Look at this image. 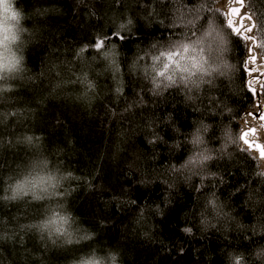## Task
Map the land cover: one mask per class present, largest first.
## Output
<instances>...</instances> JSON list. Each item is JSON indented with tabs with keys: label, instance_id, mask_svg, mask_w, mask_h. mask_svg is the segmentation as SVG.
I'll use <instances>...</instances> for the list:
<instances>
[{
	"label": "trees",
	"instance_id": "16d2710c",
	"mask_svg": "<svg viewBox=\"0 0 264 264\" xmlns=\"http://www.w3.org/2000/svg\"><path fill=\"white\" fill-rule=\"evenodd\" d=\"M40 2L52 6L27 12L21 27L28 30L21 32L18 40L7 44L0 42V62L6 55H30L35 48L48 42L49 35L53 36L51 43H57L51 25L60 21L52 18L62 16L63 11L57 0H36L37 4ZM17 3L19 6L21 0ZM63 3L69 16L60 25L65 32L59 40L65 43L68 38L75 39L78 31L86 32L89 27L101 23L103 29L115 28L125 19L124 12H106L99 22L81 29L82 20L78 22L71 14L68 0ZM226 5V0H221L220 7ZM123 6L132 20L125 29L129 35L135 33L137 25H143L152 34L162 29L171 35L167 39L155 35L141 40L131 54L106 45L81 62V71H89L112 83L118 79L127 80L142 89L141 97L136 95L135 88H129L132 96L122 100L125 105L131 102L135 113L128 112L123 117L132 122L127 125V131L120 129V136H114L116 121L105 113L104 105L83 117L64 107L48 114L40 105H37L39 111L31 109L37 98L43 99V90L32 84L30 77L34 71H29L26 63L20 72L0 73L3 76L0 85H21L20 91L0 92V196L8 197L0 199V207L13 208L8 213L11 215L9 222L14 223L17 230L22 226L23 232L28 234L32 252L45 253L43 264H61L58 257L63 258L62 264H87L95 260L110 264L109 254L120 250L127 231L121 228L132 214L124 203H131V199L145 205L160 201L163 207L162 197L174 205L164 218L156 219L159 227L155 235L160 242L139 247L138 242L130 241V246L136 248L134 264H235L237 257L242 258L241 264H264V182H260L259 188L258 178L247 183L239 168L229 170L227 160L221 161L219 151L222 141L237 134L225 123L229 117L222 115L224 107L231 99L238 105V117L248 114V119H257L264 112V84L245 87L239 97L231 94L225 97L224 80L228 69L215 46L214 32L218 26L208 22L199 0H124ZM233 11L231 9L234 19ZM145 29L140 27L139 31L145 32ZM49 59L41 57L44 64H48ZM29 60L36 63L32 55ZM117 64L124 65L123 73L117 69ZM252 67L249 65L247 71L241 68L242 86L246 80H264V76L252 71ZM111 87L112 84L107 85ZM254 87L257 95L253 93ZM28 88H32L31 98L24 95ZM107 88L102 86V94ZM65 93L66 90L57 89L50 99H59ZM64 98L68 99L66 94ZM21 105L25 106L23 113L17 112L5 122L9 109ZM117 119H120L119 109ZM49 129L53 132V147L46 143L47 138L35 136L36 130ZM136 135H142L137 138L139 144L134 142ZM6 136L12 138L10 144L5 143ZM143 136L154 140L151 148ZM69 141L74 142L72 147ZM122 148L125 149L123 153ZM62 149L65 150L64 158L84 178L80 182L64 180L63 186L54 187L67 171L66 165L61 163ZM213 153L217 158L206 159ZM113 159L118 162L113 163ZM217 172H222L226 178L223 183L214 175ZM96 173H100L109 186L120 187L123 191L124 184L127 185L128 192L123 195L128 199L117 201L121 204L120 212L115 203L111 204L110 212V202H96L95 196L85 195L86 185ZM50 178L54 179L50 181ZM137 179L143 187L133 186ZM242 181H245L243 186L240 185ZM69 183L84 185L78 189V195L74 194L73 200L67 194L63 197L57 194ZM42 187L47 190H41ZM74 207L81 218L77 219ZM145 208L152 212L149 206ZM53 211L72 214L71 244L67 236L50 235L48 222ZM101 221L107 227H101ZM182 224H190L194 234L182 233ZM94 230L100 233L102 240L97 236L83 243ZM38 235L43 236L40 244L36 243ZM76 240L82 242L77 244ZM107 241L117 245L111 247ZM28 257L26 264H38L31 253Z\"/></svg>",
	"mask_w": 264,
	"mask_h": 264
},
{
	"label": "clouds",
	"instance_id": "9594fccd",
	"mask_svg": "<svg viewBox=\"0 0 264 264\" xmlns=\"http://www.w3.org/2000/svg\"><path fill=\"white\" fill-rule=\"evenodd\" d=\"M71 5V14L77 17V21H81L80 28L85 25L95 24L101 20V17L106 12L115 13L117 11L125 13V19L117 27H108L103 29V24L98 26L89 27L86 32H77L75 39L68 38V43L59 40L61 35H64L65 30L60 27L63 20L68 18V8L63 3V0H57L58 6L62 9L63 15L60 17H53L52 20H59L60 23H52L51 32L54 33L56 44L53 45L51 41L53 36L49 35L48 42L35 48L30 55L34 56L36 63L29 60L30 55L25 56H5L3 61L0 62V73L20 72L24 69L25 63L28 65L29 71H34L31 78L32 84L38 89L43 90V99L37 98L36 104L31 105V109L37 111V105L47 111L48 113L55 112L58 107H64L66 110L70 109L72 112L84 116L91 114L94 110L98 111L100 105H104L105 113L116 121V128L114 129V136H120V129L127 131V126L132 121L124 119L123 117L128 112L135 113L131 102L123 104L122 100H128L132 94L129 88H135L137 96H143V91L140 87L130 84L127 80L118 79L116 83L111 80L100 79L97 75H93L89 71H81V62L89 55L100 52L110 45L111 49H122L123 51L131 54L134 51V46L141 40H147L151 36L161 35L165 39L171 35L167 31H160L152 34L151 31L145 29L143 25H137L135 33L129 35L125 29L127 24L132 23L131 16L124 8V0H68ZM202 5L204 16H207L208 22L218 26L214 32L215 46L218 50L222 62L226 65L228 72L225 76L224 87L226 88L225 97L229 94L234 97H239L244 91L245 87H252L256 84H264V80L259 78L246 80L241 85L240 74L241 68L247 71L248 66L252 65V71L258 72L264 76V0H227L226 7L221 8V0H199ZM50 3H36V0H30V3H25L21 0L18 6L17 0H0V42L7 44L9 41L19 39L21 32H26L27 28L21 27V22L25 20L28 11H39L41 8L47 9L51 7ZM239 8V13L232 18L231 8ZM43 15V13H41ZM201 16V19H204ZM232 20V23L228 21ZM143 27L146 31L140 32L139 28ZM103 29V31H101ZM39 44V41H37ZM47 45V46H46ZM131 49V50H129ZM245 49L247 51L245 52ZM243 53V54H242ZM41 57H50L48 64H44ZM143 59V56H141ZM163 59V57H162ZM117 69L123 73L124 65L117 64ZM224 75V74H222ZM251 75V73H249ZM0 79L3 76L0 75ZM108 84H112L111 88H107ZM233 84L236 85L235 90ZM102 86L107 88V91L102 94ZM219 86V85H218ZM21 85L19 84H5L0 85V92H13L20 91ZM66 90L68 99L64 98L62 94L59 99H50L52 94L57 89ZM32 88H28L24 95L31 98ZM216 99L219 101V93L216 94ZM83 101V102H82ZM146 103V102H145ZM211 103V101H209ZM222 103V102H220ZM25 106H14L9 109L5 114V122L11 117H15L17 112L23 113ZM136 107H139L137 105ZM119 109L120 119H117V110ZM238 105L234 104L231 99L226 107H224L222 115H226L229 119L225 122L226 125L237 133L230 139L222 141L219 151L221 152L220 159L223 162L225 159L229 164V170L236 168L240 169V173L246 177V182L251 183L252 179L258 178L257 187L259 188L260 182H264V151L256 148L254 145L259 143L264 147V112L259 116V122L252 123L249 119L241 114L239 117L236 115ZM243 120L241 124L240 121ZM123 121V123H121ZM252 121H256V117H252ZM238 125V126H234ZM133 126V125H132ZM59 135V132L55 133ZM53 132L49 129L36 130L35 136L37 138L45 137L46 143L53 147L52 141ZM142 135H136L134 142ZM144 141L151 148L154 140H148L143 136ZM5 143L10 144L12 138L10 136L4 137ZM73 141H69V147H72ZM139 144V143H138ZM144 150H146L143 147ZM125 149H121L123 153ZM65 150L62 149L60 154L61 163L65 164L67 171L64 175L53 184L54 187L63 186L64 180H72L80 182L83 176L76 168L72 167L68 160L64 158ZM216 154L213 153L206 159H215ZM118 161L113 159V163ZM250 165V167H247ZM128 166V165H126ZM90 167V165H89ZM84 172V169H81ZM251 173V175H249ZM87 175V173H85ZM214 175L223 183L225 177L222 172L214 173ZM100 176V179H96ZM54 178H50V181ZM94 181V182H92ZM86 185L85 195L89 197L95 196L96 202L105 201L108 204L109 211L111 212V204H116L118 212L121 211V204L117 201L124 202L128 199L123 193L128 192L127 185L124 184V190L120 187L109 186L105 184L103 176L96 173ZM139 184V179L133 181V186ZM245 181L240 182L243 186ZM84 185L80 183H69L64 187L63 192L57 193L63 197L67 194L72 200L74 194H79L78 189ZM143 187V186H142ZM162 191L165 189L161 186ZM46 191V188H41ZM239 191V188L236 189ZM107 193L108 195H105ZM31 195V193H26ZM0 199L7 200V196H0ZM163 207L160 201L153 203L146 202V205L152 209V212H147L145 203H138L136 199H131V203H124L128 208L131 215L127 216L121 231H126V239L120 243V250L111 252L110 264H134L136 257V248L130 246V241L139 243V247H147L160 242L155 235L159 225L156 223L157 218H164L167 210L174 205V203L165 202V197H162ZM131 206V207H130ZM0 264H26L28 254L31 253L32 259L36 260L38 264H43V257L45 255L42 251L32 252L31 246L28 245V234L23 232V228L17 230L14 223L9 222V215L11 206L5 205L0 207ZM75 208V207H74ZM13 212H11L12 214ZM77 219L81 218L80 213L75 208ZM71 213L62 214L59 211L51 213L49 220L50 235L67 236L69 237L68 243H72L71 231ZM86 224V223H85ZM101 227H107L104 221L100 222ZM90 229L91 225L86 224ZM120 227V226H119ZM182 233L191 236L194 234L193 227L182 224L180 226ZM99 236L102 240L100 233L96 230L91 231L89 236L83 243H89ZM43 239L42 235L36 237V243L40 244ZM82 241L76 240L75 243L80 244ZM107 244L111 247L117 245L116 242ZM26 245H28L26 247ZM41 248L44 245H40ZM184 250L181 249L180 252ZM58 260L63 261L62 257ZM242 258L237 257L235 264H241ZM87 264H101V261H88Z\"/></svg>",
	"mask_w": 264,
	"mask_h": 264
},
{
	"label": "water",
	"instance_id": "95a60500",
	"mask_svg": "<svg viewBox=\"0 0 264 264\" xmlns=\"http://www.w3.org/2000/svg\"><path fill=\"white\" fill-rule=\"evenodd\" d=\"M229 22H230V20H229ZM248 70H250V69H248ZM253 93H254V95H257V88H255V87L253 88ZM257 105L259 106L260 105V102H258ZM260 110L261 109L259 108L258 111H260ZM245 116L248 118V114H246ZM254 146L256 148L260 149L261 151H264V147H262L261 144L257 143Z\"/></svg>",
	"mask_w": 264,
	"mask_h": 264
},
{
	"label": "rangeland",
	"instance_id": "374dc122",
	"mask_svg": "<svg viewBox=\"0 0 264 264\" xmlns=\"http://www.w3.org/2000/svg\"><path fill=\"white\" fill-rule=\"evenodd\" d=\"M226 3H227V0H226ZM231 9H234L233 14H234V17H235V15L237 14L236 11H239V8L233 7ZM249 120H250V122H252V117L249 118ZM256 120L259 122V116H257V119Z\"/></svg>",
	"mask_w": 264,
	"mask_h": 264
}]
</instances>
